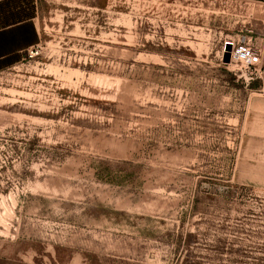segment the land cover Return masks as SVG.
<instances>
[{
    "label": "rangeland",
    "instance_id": "obj_1",
    "mask_svg": "<svg viewBox=\"0 0 264 264\" xmlns=\"http://www.w3.org/2000/svg\"><path fill=\"white\" fill-rule=\"evenodd\" d=\"M36 21L42 54L0 72V245L264 264V1L37 0ZM244 37L251 82L224 59Z\"/></svg>",
    "mask_w": 264,
    "mask_h": 264
},
{
    "label": "crops",
    "instance_id": "obj_2",
    "mask_svg": "<svg viewBox=\"0 0 264 264\" xmlns=\"http://www.w3.org/2000/svg\"><path fill=\"white\" fill-rule=\"evenodd\" d=\"M36 18L37 0H0V72L22 61L25 50L39 43L41 34ZM0 264L47 263L0 245Z\"/></svg>",
    "mask_w": 264,
    "mask_h": 264
},
{
    "label": "built area",
    "instance_id": "obj_3",
    "mask_svg": "<svg viewBox=\"0 0 264 264\" xmlns=\"http://www.w3.org/2000/svg\"><path fill=\"white\" fill-rule=\"evenodd\" d=\"M231 44V59L240 64L241 77L246 81L254 80L255 76L262 73L261 50L251 43V39H227L224 45ZM42 54L40 43L28 47L24 52V59L32 60ZM251 82V81H250Z\"/></svg>",
    "mask_w": 264,
    "mask_h": 264
},
{
    "label": "water",
    "instance_id": "obj_4",
    "mask_svg": "<svg viewBox=\"0 0 264 264\" xmlns=\"http://www.w3.org/2000/svg\"><path fill=\"white\" fill-rule=\"evenodd\" d=\"M226 50H225V54H224V59H225V62L226 63H229L230 60H231V44L228 43L226 46H225Z\"/></svg>",
    "mask_w": 264,
    "mask_h": 264
}]
</instances>
